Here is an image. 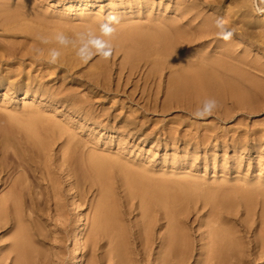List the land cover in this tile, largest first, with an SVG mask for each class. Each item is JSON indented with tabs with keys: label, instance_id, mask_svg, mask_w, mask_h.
I'll return each instance as SVG.
<instances>
[{
	"label": "rangeland",
	"instance_id": "obj_1",
	"mask_svg": "<svg viewBox=\"0 0 264 264\" xmlns=\"http://www.w3.org/2000/svg\"><path fill=\"white\" fill-rule=\"evenodd\" d=\"M67 1L0 0V74L15 83L0 84V127L4 134L6 131L9 134L8 151L2 153V160L10 167L8 178L23 173L39 191V198L44 187L50 195L48 203L43 204L47 205L44 221L39 218L50 230L51 240L46 245L48 264H72L80 255L75 252L80 213L84 216L85 232L92 227L101 184L88 170L90 154L118 160L123 166L144 168L154 180L183 178L204 192H224L233 186L264 183L260 180H264V96L249 103L229 93L171 95L169 77L176 68L159 71V67L144 63L132 68L127 60L132 49L119 48L116 41L109 46L83 43L79 47L61 38L65 35L82 37L89 27L105 36L118 28L119 22L149 25L147 18L169 19L175 16L176 0H165L160 7L155 5L154 13L145 7L138 11L135 5L129 10L111 12V5L102 6L103 0L92 1L87 10L77 13L75 6L69 10L64 8L63 2ZM78 1L74 0V5ZM217 2L223 8V15L228 14L234 20H238L242 5L251 8L252 17L258 22L254 30L261 37L250 47L245 42L236 46V54L245 55L248 60H254L256 66L264 67V0ZM214 46L212 43L211 48ZM200 49L193 54H202ZM185 56L180 59L186 60ZM151 69L159 73L149 76ZM19 81L39 84L42 89L24 98ZM197 112L204 113L205 118H196L194 113ZM31 114H39L40 118L56 124L45 150L34 147L19 128L27 123ZM127 123L136 127L133 133ZM22 150L27 160L19 158ZM118 166L113 165L109 171V195L122 225L136 242L143 238L136 234L144 223L143 208L138 198L127 200L125 175ZM78 178H82L84 187L87 183V192L80 201L73 198L77 186L73 193L70 190V183ZM4 191L1 186L0 194ZM92 200L96 203L92 204ZM189 206L188 229L195 247L191 263L198 264L203 244L200 232L211 228V224L201 228L200 223H206L207 218L213 216L211 206L204 208L202 201L198 202L197 209L194 204ZM242 212L234 214L238 223L233 222V225L237 229H241L244 218L247 219ZM155 215L160 216L159 212ZM248 221L253 228L257 226L252 219ZM163 222L161 220L160 224ZM156 230L160 233L163 228ZM246 234L248 243L252 238L251 234ZM155 241L153 260L160 248V240ZM104 248L98 247L96 259L103 257V264H116L104 253L108 247ZM7 250L8 247L0 249V255L4 256ZM85 260L83 258L81 264H85ZM133 260L136 264H154L153 260L144 261L139 255H134ZM258 261L253 257L248 264H264Z\"/></svg>",
	"mask_w": 264,
	"mask_h": 264
},
{
	"label": "bare ground",
	"instance_id": "obj_2",
	"mask_svg": "<svg viewBox=\"0 0 264 264\" xmlns=\"http://www.w3.org/2000/svg\"><path fill=\"white\" fill-rule=\"evenodd\" d=\"M92 1L94 0H79L74 5V0H68L63 2V5L66 10L75 6L77 13H83ZM164 1L103 0L102 6L105 3L111 5L113 12L129 10L135 5L138 11L145 7L148 12L154 13L155 5L160 7ZM55 4L60 5L59 2ZM165 6L168 8L167 3ZM174 9L175 16L169 19L147 18L149 25L119 22L115 24L118 28H114L105 36L98 34L95 28L89 27L82 37L72 38L65 35L61 38H67L69 43L75 42L78 46L83 43L109 46L116 41L119 48L132 49L127 59L132 68L141 63L145 66L149 64L157 66L159 71L176 68L169 77L171 95L188 96L195 92L202 95L229 93L238 97L240 101L249 103L264 96V67L256 66V62L248 60L245 55L236 54L235 49L243 42L248 43L246 45L250 47L251 43L261 37L254 30L258 22L253 19L249 6L242 5L239 8L238 20L230 18L228 14L223 15V8L217 0H176ZM217 21H225L222 24L225 30L231 32L229 39L221 38V29L217 27ZM212 43L215 44L213 48ZM198 48H201L202 54H193ZM183 55H186V60L180 59ZM248 67L257 71L251 72ZM132 72L130 71V74ZM157 73L159 72L156 69H151L149 76L154 77ZM9 78L0 74V84L15 85ZM18 83L24 98L42 89L39 84L33 85L23 81ZM55 125L54 122L50 123V119L40 118L39 114H31L27 123L19 128L23 129L22 132L32 141L34 147L45 150L48 145L47 139L52 137L50 133ZM126 126L131 133L136 128L131 123H127ZM2 131L0 127V187L5 188L0 194V249L8 247V250L4 256L0 255V264H6L5 261L8 260L11 261L10 264H48L50 257L46 245H49L51 240L48 237L50 230L41 221H44L43 212L47 210V205L45 207L43 204L48 203L50 195L46 194L44 187L39 198V191L32 187L29 177L23 173L8 178L10 167L3 163L2 153L8 151L6 143L9 134L8 131L5 134ZM18 156L27 160L23 150ZM88 164V170L101 184L100 193L91 229L85 232L84 216L82 213L78 216L75 252L80 255L72 264H81L83 258H86L85 264H103V257L96 259V251L98 247L103 249L106 246L108 251L104 250V253L110 262L136 264L133 260L134 255L141 256L144 261L146 259L151 261L152 252L156 249L153 245L158 239L160 248L157 258L153 260L154 264H192L195 247L188 229V209L192 204L197 209L199 201L203 202L204 208L207 205L211 206L213 217H208L206 223H200L201 228L208 224H211V228L200 232L203 244L197 258L198 264H248L253 257L264 263V183L237 188L233 186V189L230 186L231 190L224 192L222 190L204 192L195 186L196 184L184 181L183 178L177 181H170L171 178L165 177L154 180L150 172L144 168L123 166L118 160L95 153L89 155ZM113 165H119L120 171L125 175L127 200L138 198L143 208L144 223L136 232L139 237H143L142 240L134 242L131 239V235L121 223L115 204L110 199L109 171ZM66 170L67 176L71 179L70 169ZM258 178L257 176L256 179ZM76 186L78 190L73 198L77 197L80 201L85 191L87 192V183L84 187L82 178L72 181L70 183L72 193ZM96 202L92 200V204ZM242 210L247 219L244 218L245 224H241V229H237L233 225V222L238 223L234 214ZM157 212L160 214L159 217L155 215ZM251 219L257 223L254 228L248 221ZM161 220L165 222L160 224ZM196 220H199V217ZM159 227L163 228L160 233L156 230ZM246 233L251 234L252 238L248 243L247 239L245 240Z\"/></svg>",
	"mask_w": 264,
	"mask_h": 264
},
{
	"label": "clouds",
	"instance_id": "obj_3",
	"mask_svg": "<svg viewBox=\"0 0 264 264\" xmlns=\"http://www.w3.org/2000/svg\"><path fill=\"white\" fill-rule=\"evenodd\" d=\"M217 27H219L221 29V33H220L221 38H223L225 40H227V39L230 38L231 32H229V31H227V30L224 29V26H223V24H222L221 21H217ZM208 115H211V112L210 111L208 112ZM194 116L196 118H205L204 117V113H202V112L194 113Z\"/></svg>",
	"mask_w": 264,
	"mask_h": 264
}]
</instances>
